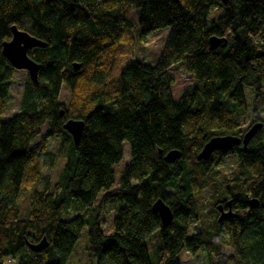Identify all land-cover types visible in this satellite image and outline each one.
Listing matches in <instances>:
<instances>
[{
  "label": "trees",
  "instance_id": "1",
  "mask_svg": "<svg viewBox=\"0 0 264 264\" xmlns=\"http://www.w3.org/2000/svg\"><path fill=\"white\" fill-rule=\"evenodd\" d=\"M12 25L46 46L28 50L38 83L26 74L18 111L0 118V264H68L82 235L88 264H177L182 249L217 258L224 246L231 253L215 264H264V0H0V117L16 71L1 54ZM162 27L170 33L157 62L132 57ZM210 36L225 45L210 48ZM67 119L84 121L76 143ZM255 123L244 150L197 159L211 137H242ZM124 142L130 160L114 186ZM172 149L181 155L170 163ZM230 155L237 172L218 182L215 168ZM57 156L65 162L53 183L42 167ZM157 198L172 210L169 224L152 209ZM219 205L235 215L219 222ZM43 237L42 250L28 246Z\"/></svg>",
  "mask_w": 264,
  "mask_h": 264
},
{
  "label": "rangeland",
  "instance_id": "2",
  "mask_svg": "<svg viewBox=\"0 0 264 264\" xmlns=\"http://www.w3.org/2000/svg\"><path fill=\"white\" fill-rule=\"evenodd\" d=\"M218 13L217 9L212 10V15ZM170 33V27H162L158 28L154 31L149 32L143 41L139 42V44H136L131 48V55L132 57H138L143 59L147 64L154 65L159 55L161 54L166 38L168 34ZM27 72L22 69H16L14 72V81L10 86L9 91V97L6 102V107L4 110L3 115H1V119L5 120L9 117H11L15 112L19 109V101L21 97L22 87H23V79L25 78ZM177 88L183 87V79L177 77ZM69 99V92L66 89L64 85H62L61 93H60V100L63 103H68ZM242 127L246 125V121L244 118L241 120ZM59 137H51L49 138V144H48V150L51 152H55L58 146ZM122 150H123V160L118 163L115 166L116 169V175H115V182L114 186L118 183L119 180V171L123 167L124 163H127L130 160V152L128 145L124 142L122 144ZM236 156H228L224 161L215 168L217 173H215L214 178L217 179L218 182H223L224 179L233 176L235 172H237V164L235 158ZM65 162V158L63 156H57L55 164L53 166L44 165L42 167V176L48 175L51 179V181L54 183L59 179V175L62 172V168ZM132 183H135V181H132ZM42 182L38 183L35 188H41ZM28 195L29 191L22 193L18 200L21 206V210L26 214L27 209V203H28ZM209 193L205 195L206 199ZM203 203H205L203 201ZM204 209L207 211V206L204 204ZM113 214L112 209L110 208V205L108 204L105 208V211L102 212L101 215V221L103 225V229L105 232L111 231V224H110V218ZM206 215H209L207 213ZM199 228V221L195 220L192 221L190 224V228L188 229V233H193V230H197ZM152 236V235H151ZM151 236L148 239V249L150 252L151 258L153 257V246L149 245V242L156 241V239L153 237L151 239ZM85 245L86 240L84 235H82L81 239L78 241V243L75 246V249L73 253L71 254V257L69 259L68 264H88V258L87 253L85 251ZM231 253V249L227 246H224L221 252V255L219 257H212L208 258V256L205 254L204 251H199L195 255H192L188 253L185 249H182L177 255L175 262L177 264H212V263H218L219 261H223L229 254ZM17 259H13L11 257H7L4 259L2 264H16Z\"/></svg>",
  "mask_w": 264,
  "mask_h": 264
},
{
  "label": "water",
  "instance_id": "3",
  "mask_svg": "<svg viewBox=\"0 0 264 264\" xmlns=\"http://www.w3.org/2000/svg\"><path fill=\"white\" fill-rule=\"evenodd\" d=\"M226 3L227 0H222ZM11 38L10 40L4 41L1 47V54L11 63L15 69L25 70L29 78L34 82L38 83L37 74L40 68V64L34 61L29 55L28 50L32 47H44L46 43L35 36L31 35L28 31L17 28L15 25L11 26ZM208 43L210 48H216L218 45H225L226 40L220 39L216 36H210L208 38ZM78 64L74 65L77 69ZM64 111L60 110V115H63ZM64 129L68 131L71 135L72 140L76 143L78 142L84 127V121L81 119H67L63 124ZM262 127V123H255L251 125L242 137L226 134V135H216L211 137L202 147V149L197 154V159H208L214 150H226L233 146L241 145V149L244 150L247 142L256 133V131ZM181 152L176 149L167 151L164 154V160L167 162H174ZM252 203V200H249ZM230 205V201H228ZM256 204V202H254ZM153 211L157 212L161 223L163 225L169 224L173 218V213L169 205L164 202L163 199L157 198L152 204ZM220 214L218 216V221L234 216L235 214L229 208L227 211H223L221 206H218ZM48 242L45 237H43L37 243H28V246L34 250L39 251L45 248Z\"/></svg>",
  "mask_w": 264,
  "mask_h": 264
},
{
  "label": "flooded vegetation",
  "instance_id": "4",
  "mask_svg": "<svg viewBox=\"0 0 264 264\" xmlns=\"http://www.w3.org/2000/svg\"><path fill=\"white\" fill-rule=\"evenodd\" d=\"M227 209V208H226ZM225 208L223 209L224 211L226 210Z\"/></svg>",
  "mask_w": 264,
  "mask_h": 264
}]
</instances>
